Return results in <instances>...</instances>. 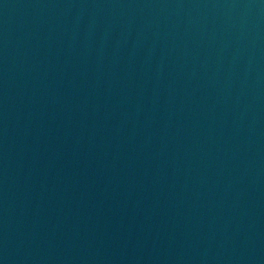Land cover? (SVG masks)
Masks as SVG:
<instances>
[{
  "label": "water",
  "instance_id": "water-1",
  "mask_svg": "<svg viewBox=\"0 0 264 264\" xmlns=\"http://www.w3.org/2000/svg\"><path fill=\"white\" fill-rule=\"evenodd\" d=\"M0 264H264V0H0Z\"/></svg>",
  "mask_w": 264,
  "mask_h": 264
}]
</instances>
